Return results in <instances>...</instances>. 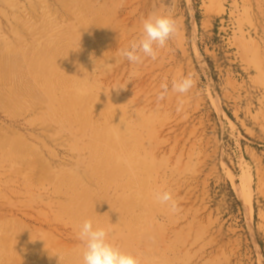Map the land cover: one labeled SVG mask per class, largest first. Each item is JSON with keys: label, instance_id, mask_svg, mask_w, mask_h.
<instances>
[{"label": "rangeland", "instance_id": "1", "mask_svg": "<svg viewBox=\"0 0 264 264\" xmlns=\"http://www.w3.org/2000/svg\"><path fill=\"white\" fill-rule=\"evenodd\" d=\"M0 54V264H81L86 219L141 264H264V0H0Z\"/></svg>", "mask_w": 264, "mask_h": 264}, {"label": "clouds", "instance_id": "2", "mask_svg": "<svg viewBox=\"0 0 264 264\" xmlns=\"http://www.w3.org/2000/svg\"><path fill=\"white\" fill-rule=\"evenodd\" d=\"M178 32L179 26L172 9L149 13L141 21L140 36L132 40L127 47L120 49L119 54L132 65L143 63L145 58L155 61L158 59L159 50L166 48L169 40ZM107 67L110 70L111 65ZM195 85L196 81L191 73L172 80L171 86L167 81H163L159 86L157 102L165 100L170 90L183 96ZM116 88L120 87L113 89ZM183 111L184 100H179L176 112L179 114ZM155 199L160 204L167 205L172 213L179 211L178 202L170 191L157 192ZM77 238L82 245L81 264H141L136 255L122 250L110 240L108 229L94 225L91 219H86L79 225Z\"/></svg>", "mask_w": 264, "mask_h": 264}, {"label": "bare ground", "instance_id": "3", "mask_svg": "<svg viewBox=\"0 0 264 264\" xmlns=\"http://www.w3.org/2000/svg\"><path fill=\"white\" fill-rule=\"evenodd\" d=\"M1 55V54H0ZM2 56H3V54H2ZM251 199H249V202H248V208H249V210H250V212H251V214L253 213V205H252V203H251V201H250Z\"/></svg>", "mask_w": 264, "mask_h": 264}]
</instances>
